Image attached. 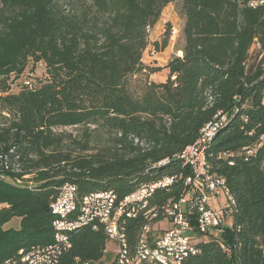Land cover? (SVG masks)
I'll list each match as a JSON object with an SVG mask.
<instances>
[{
	"label": "trees",
	"instance_id": "1",
	"mask_svg": "<svg viewBox=\"0 0 264 264\" xmlns=\"http://www.w3.org/2000/svg\"><path fill=\"white\" fill-rule=\"evenodd\" d=\"M172 2L0 0V264H26L22 252L54 243L51 203L66 183L81 195L111 190L123 199L182 174L155 190L150 207L179 201L192 174L180 155L222 114L207 157L237 202L234 225L192 234L201 251L184 264H264V8L179 0L182 55L151 67L143 61L150 29ZM169 37L168 27L156 51ZM31 62H44L47 78L12 92L8 79ZM164 68L165 81L149 79ZM144 74L137 90L132 79ZM68 127L77 133L61 130ZM16 218L18 227H6ZM162 218L128 220L130 246ZM70 238L61 264H119L105 258L103 225Z\"/></svg>",
	"mask_w": 264,
	"mask_h": 264
},
{
	"label": "built area",
	"instance_id": "2",
	"mask_svg": "<svg viewBox=\"0 0 264 264\" xmlns=\"http://www.w3.org/2000/svg\"><path fill=\"white\" fill-rule=\"evenodd\" d=\"M248 6L253 9L264 8V0H248ZM255 47L261 48V43L258 40L255 43ZM25 83L27 86L33 87L31 79L26 80ZM224 118H227L226 114L220 116V120H224ZM220 120H215V123L209 124L203 138L208 135L213 125ZM201 143L202 140L199 141V144L191 147L188 152L180 155V158L185 161H191L192 167H199V174H191L189 194H187V199L181 203L180 208H172L167 213H161L163 218L159 222L167 220L171 226L165 230L158 231L153 228L151 223L145 224V227H147L146 235L162 239L165 241V247L176 248L177 259L158 260L157 252L165 248L146 246L143 245V241H140V246L137 248L127 247V218L126 220L111 218L112 230L108 231L109 248L105 250V258L110 255L119 264H142L144 262L182 264V262H185L186 254L192 251H201L198 246L199 242L196 241V237L192 234L197 232L206 234L215 230L224 232L225 228L233 227L234 222H230V215L235 213L231 210L226 180L209 181L207 176L203 175V167L200 160ZM262 146H264V138ZM255 152L256 149L246 150L247 155H252ZM167 183L171 186L173 180L167 181ZM155 187H159V185H154V183L143 185L142 195L132 198L131 202L123 206V209H131V213H135L136 205L143 203L144 194H148V189H154ZM70 192H77V195L82 198L80 215L72 217L71 222L53 223L54 229L55 226L65 225L92 226L97 229L98 225L101 224V216L109 215L111 198L118 196L116 193L103 191L93 193L91 198H83L75 188L62 186L56 196L58 197V205H56V208H51V211H61V214H64V208L67 207V204H70ZM159 216L156 215V218ZM154 219L149 220V222ZM70 244H72L70 236L55 234L54 243L46 246V256L40 259V263L36 264H61L56 262V255H58L59 250Z\"/></svg>",
	"mask_w": 264,
	"mask_h": 264
},
{
	"label": "bare ground",
	"instance_id": "3",
	"mask_svg": "<svg viewBox=\"0 0 264 264\" xmlns=\"http://www.w3.org/2000/svg\"><path fill=\"white\" fill-rule=\"evenodd\" d=\"M225 119V118H224ZM224 121V120H222ZM215 123V121H212L210 123H208L202 130L200 133V136L197 138V140L188 145L183 153L188 152V150H190L191 147H194L195 144H199V141L202 140L201 143V147H200V160H201V164L203 167V175H206L207 178L209 179V181H224L225 179L222 177H217L215 174L212 173L211 171V164L208 161V157H207V153H208V148H209V144L211 143V141L214 139L216 132L218 130L219 127V122H217V124L213 125V127L211 128V130H209L208 135H206V137L203 138V136H205V131L206 129H208L209 124ZM263 138L264 136L261 137V140L258 144V146H262V142H263ZM257 148V147H256ZM254 148V149H256ZM245 150H247V148H245ZM182 159V158H181ZM183 161V166H187L191 169L192 174H199V167H192L191 165V161H185L184 159H182ZM183 175H175V176H167L164 177L160 180H158L157 182L154 183V185H159V187H155L154 189H148V194H144V200L143 203H141L140 205H136V212L135 213H131V209H123V206L129 202H131L132 198H136V196L142 195L143 192V186L138 189L137 191H135L134 193L126 196L123 199H119L118 196H114L113 198H111V206H110V211H109V215H103L101 216V224L104 226L107 237H108V241L107 244L109 242V234L108 231L112 230V221L111 218H117V220H131V219H137L139 216H143L144 218H146V220H151L153 218H156V215H161V213H167V211L171 210L172 208H180L181 203L184 202V200L187 199V194L183 196L179 201H169V203H167L166 205L161 206V208L159 209V207H150V200L152 199V195L155 192L156 189L158 188H167L170 187L169 183H167V181H171L173 180V183L175 181H178L180 179H182ZM186 185L189 186V190H190V177L186 179ZM63 186H68V187H73L76 190H78L77 186L73 183H66ZM228 189V186H227ZM106 191H110L112 193H115L111 190H106ZM97 192H103L102 190L99 191H94V192H90L86 195H82L83 198H91L93 196V193H97ZM78 193L79 190H78ZM228 195L230 197V205H231V210L232 212H237V202L235 200V198L233 197V195L230 193L229 189H228ZM151 198V199H150ZM69 202L70 204H67V207L64 208V214H61V211H52L55 215H57V219L54 223H63V222H71V216L76 214V216L80 215V209H82V198L80 197V195H77V192H70L69 193ZM56 205H58V197H55L51 203V208H56ZM234 215H230V222H234ZM82 225H65V226H55V230H56V234L59 235H65V236H70V234L77 229L78 227H81ZM147 234V227H143L142 231H141V235L139 236L135 246L133 248H137L140 246V241H143V245L146 246H156L157 248H165L159 252H157V259L158 260H169V259H177V252H176V248L173 247H165V241H163L162 239H157L156 237L152 236V235H146ZM72 246V244L67 245V247H63L62 250H59L58 255H56V262L57 263H61V259L62 256L65 252H67L69 250V248ZM127 247L132 248L130 246L129 240L127 238ZM224 247V245H223ZM200 251H192L189 252V254L185 255V261L187 258H189L192 255H195L197 253H199ZM22 256V261L26 264H36V263H40V259H43L44 256H46V247H39L38 249H32V251L28 252V253H23ZM170 264H178V263H170ZM182 264H184V262H182Z\"/></svg>",
	"mask_w": 264,
	"mask_h": 264
},
{
	"label": "rangeland",
	"instance_id": "4",
	"mask_svg": "<svg viewBox=\"0 0 264 264\" xmlns=\"http://www.w3.org/2000/svg\"><path fill=\"white\" fill-rule=\"evenodd\" d=\"M179 0H174V2L167 5L161 15L159 22L155 27L150 29V45L144 52L143 61L145 64L151 67H164L168 64L170 59L174 55H182V52H177V48L180 46V35L181 30L184 25L183 18L179 15L177 10V4ZM1 6V3H0ZM168 27L170 28V37L168 41V46L162 51H156L153 43L158 41L162 42L166 36ZM146 74V73H145ZM137 75L133 77V85L138 90L139 85H141L146 79V75ZM168 77V69H163L157 73L149 75V79L155 82L165 81ZM47 78V69L44 62H39L33 64L32 62L27 67L26 71L21 75L12 74L8 79L10 88L12 92H18L19 90L27 87L26 80L31 79L34 86H38L43 80ZM1 82V77H0ZM67 130L69 132L77 133L75 128H62L61 130ZM18 220V219H17ZM16 220H13L6 227H16ZM171 224L167 220L157 221L153 224V228L162 231L169 228ZM197 242H201V238H196ZM109 248V242L107 244ZM114 261V257H111Z\"/></svg>",
	"mask_w": 264,
	"mask_h": 264
},
{
	"label": "crops",
	"instance_id": "5",
	"mask_svg": "<svg viewBox=\"0 0 264 264\" xmlns=\"http://www.w3.org/2000/svg\"><path fill=\"white\" fill-rule=\"evenodd\" d=\"M18 218H16V219H14V220H16V224H17V226L16 227H18L19 226V219L17 220ZM9 224V223H8Z\"/></svg>",
	"mask_w": 264,
	"mask_h": 264
}]
</instances>
